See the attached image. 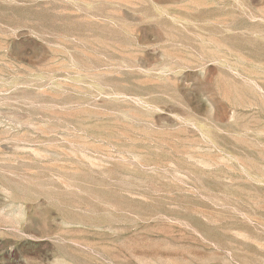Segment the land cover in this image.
Returning <instances> with one entry per match:
<instances>
[{
    "label": "rangeland",
    "instance_id": "374dc122",
    "mask_svg": "<svg viewBox=\"0 0 264 264\" xmlns=\"http://www.w3.org/2000/svg\"><path fill=\"white\" fill-rule=\"evenodd\" d=\"M0 264H264V0H0Z\"/></svg>",
    "mask_w": 264,
    "mask_h": 264
}]
</instances>
